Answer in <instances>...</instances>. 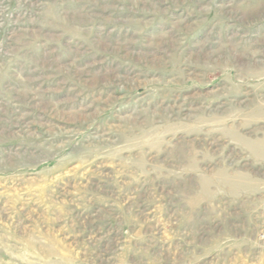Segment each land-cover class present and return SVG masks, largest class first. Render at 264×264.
<instances>
[{
  "label": "rangeland",
  "instance_id": "obj_1",
  "mask_svg": "<svg viewBox=\"0 0 264 264\" xmlns=\"http://www.w3.org/2000/svg\"><path fill=\"white\" fill-rule=\"evenodd\" d=\"M0 264H264V0H0Z\"/></svg>",
  "mask_w": 264,
  "mask_h": 264
}]
</instances>
